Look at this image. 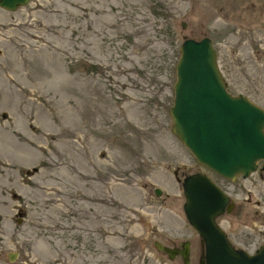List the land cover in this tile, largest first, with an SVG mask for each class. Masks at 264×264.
Here are the masks:
<instances>
[{
    "label": "rangeland",
    "instance_id": "374dc122",
    "mask_svg": "<svg viewBox=\"0 0 264 264\" xmlns=\"http://www.w3.org/2000/svg\"><path fill=\"white\" fill-rule=\"evenodd\" d=\"M203 37L228 91L264 109V0L0 8V264H182L152 245L166 237L199 264L182 192L195 172L232 201L217 217L232 244H264L263 164L228 180L171 132L180 45Z\"/></svg>",
    "mask_w": 264,
    "mask_h": 264
},
{
    "label": "water",
    "instance_id": "95a60500",
    "mask_svg": "<svg viewBox=\"0 0 264 264\" xmlns=\"http://www.w3.org/2000/svg\"><path fill=\"white\" fill-rule=\"evenodd\" d=\"M29 2L0 0V8L14 12ZM175 69L171 132L195 160L231 181L247 178L258 162L264 166V109L227 90L211 39H184ZM182 192L185 218L201 238L199 264H264V244L249 254L236 248L217 223L233 203L207 175H186ZM155 194L159 196L161 189L155 188ZM181 255L188 264V242ZM14 258L10 253L9 260Z\"/></svg>",
    "mask_w": 264,
    "mask_h": 264
},
{
    "label": "flooded vegetation",
    "instance_id": "af4514ba",
    "mask_svg": "<svg viewBox=\"0 0 264 264\" xmlns=\"http://www.w3.org/2000/svg\"><path fill=\"white\" fill-rule=\"evenodd\" d=\"M165 239H166V241H161V240L155 239L152 241V245L168 261H175L178 259L183 264V257L181 255V252L183 251V247H184L185 242H188V248H189V254H190V242L188 240H180V241L173 240V239H170L167 237ZM156 244L161 245L162 249H158ZM165 249H167V250H165Z\"/></svg>",
    "mask_w": 264,
    "mask_h": 264
},
{
    "label": "bare ground",
    "instance_id": "6f19581e",
    "mask_svg": "<svg viewBox=\"0 0 264 264\" xmlns=\"http://www.w3.org/2000/svg\"><path fill=\"white\" fill-rule=\"evenodd\" d=\"M28 6V5H27ZM226 213V212H225Z\"/></svg>",
    "mask_w": 264,
    "mask_h": 264
}]
</instances>
